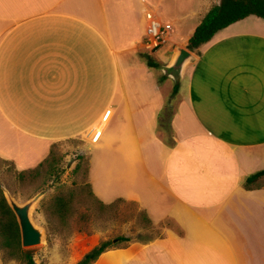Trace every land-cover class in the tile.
<instances>
[{
	"label": "crops",
	"instance_id": "obj_1",
	"mask_svg": "<svg viewBox=\"0 0 264 264\" xmlns=\"http://www.w3.org/2000/svg\"><path fill=\"white\" fill-rule=\"evenodd\" d=\"M155 2L0 0V159L34 169L55 143L100 126L88 156L93 195L173 228L93 264H264V177L244 187L264 170V24L250 16L218 31L175 82L146 56L164 48L154 61L171 63L199 23L181 45L168 44L172 27L149 53L144 12ZM102 239L74 238L34 262L76 264Z\"/></svg>",
	"mask_w": 264,
	"mask_h": 264
},
{
	"label": "rangeland",
	"instance_id": "obj_2",
	"mask_svg": "<svg viewBox=\"0 0 264 264\" xmlns=\"http://www.w3.org/2000/svg\"><path fill=\"white\" fill-rule=\"evenodd\" d=\"M210 1L215 0H156L155 3L150 4V8L156 13L161 23L172 24L173 36L178 35L170 43H168V38L166 43L169 45L183 44L187 40L188 30L199 23L201 15L208 9L205 6ZM250 20H258L264 24V20L259 18L252 17ZM141 48L143 49V47ZM163 49L152 59L156 61L159 57L166 56ZM168 65L170 62H165L161 63L160 67L163 69ZM174 81L177 82L178 79ZM168 84L172 87L173 82L168 81ZM92 145L93 143L83 136L55 143L52 147L54 159L51 160L50 168L40 176L43 178L41 182L36 180L30 184L27 181L24 186L18 179L22 171H18L11 162L0 159V188L5 199L10 196L22 205L37 198L31 209L30 218L33 224L42 231L44 237L41 245L26 249L31 251L34 257L37 254L44 255V252L53 246H59L60 251L65 253L72 239L78 237L101 234L102 240L127 237L131 243H147V241L162 237L164 227L173 228L171 222L160 225L148 224L139 207L130 203H118L116 207L106 212L104 216L110 217V221L97 218L99 212L96 209H91L95 216H90L86 222L80 220L79 213L69 217L64 225L58 224L57 220H51V216L47 214L50 203L55 196L62 192L83 189V196L76 195V206L81 207L80 210L83 211L92 205L90 198L86 196L88 185L85 176L88 156L93 152ZM44 173L46 174L44 175ZM77 228H87L92 234L76 233L74 231ZM123 244L125 243L119 246H123ZM77 246L81 247L79 243Z\"/></svg>",
	"mask_w": 264,
	"mask_h": 264
},
{
	"label": "trees",
	"instance_id": "obj_3",
	"mask_svg": "<svg viewBox=\"0 0 264 264\" xmlns=\"http://www.w3.org/2000/svg\"><path fill=\"white\" fill-rule=\"evenodd\" d=\"M250 16H255L264 20V0H221L219 5L212 7L202 18L199 25L196 27L192 36L190 37L186 49L190 52H194L202 45L209 42L214 35L228 26L244 20ZM148 67L151 69H158L160 65L156 63L150 56H146ZM165 79V78H163ZM178 85L173 88L174 95L178 92ZM53 147V146H52ZM54 159V152L51 148L49 155L44 161H42L36 168L22 171L18 179L21 185L28 183L32 184L36 180L40 181V178L44 171L50 168L51 160ZM88 168L86 169V181L88 185L87 197L90 198V207L82 209L75 204L76 195L83 196V189H72L62 192L54 197L49 206V212L47 214L51 216V220H57L58 224L64 225L67 223L68 218L75 213L80 214V220L86 222L90 216H95V213L91 209H96L97 218L105 221H110V217H105V213L109 212L113 207H116L118 203H130L138 206L133 202H128L122 199H118L110 204H103L92 193L91 187L88 183ZM46 173H44L45 175ZM264 177V170L248 177L244 183V187L249 189L254 183ZM44 182V181H43ZM78 191V193H77ZM139 207V206H138ZM140 209V208H139ZM141 210V209H140ZM81 211V212H80ZM142 215L145 217V221L148 224L152 222L148 219L146 214L141 210ZM74 232L84 233L85 235H91L92 232L87 228H77ZM150 241H147V243ZM123 246H119L120 244ZM131 243L127 237H118L114 240H101L100 243L87 252L83 258L76 264H93L97 259L106 251L112 249H118L127 247ZM0 259L3 264H9L10 262H18L19 264H35L34 256L29 250H24L21 247V237L19 226L16 218L9 208L7 201L0 188Z\"/></svg>",
	"mask_w": 264,
	"mask_h": 264
},
{
	"label": "water",
	"instance_id": "obj_4",
	"mask_svg": "<svg viewBox=\"0 0 264 264\" xmlns=\"http://www.w3.org/2000/svg\"><path fill=\"white\" fill-rule=\"evenodd\" d=\"M196 59V56L187 49L176 46L174 48V56L170 65L162 69L164 75L173 80L180 79L184 68L187 67V65L195 63ZM6 199L19 226L21 247L26 250L41 245L43 243V233L33 224L30 218L31 209L37 198L22 205L18 204L10 196H7Z\"/></svg>",
	"mask_w": 264,
	"mask_h": 264
},
{
	"label": "built area",
	"instance_id": "obj_5",
	"mask_svg": "<svg viewBox=\"0 0 264 264\" xmlns=\"http://www.w3.org/2000/svg\"><path fill=\"white\" fill-rule=\"evenodd\" d=\"M145 29L142 40V47L145 51L153 53L165 45L172 32L170 23H161L156 13L144 12ZM100 132L96 133L89 141L96 143L99 139Z\"/></svg>",
	"mask_w": 264,
	"mask_h": 264
},
{
	"label": "bare ground",
	"instance_id": "obj_6",
	"mask_svg": "<svg viewBox=\"0 0 264 264\" xmlns=\"http://www.w3.org/2000/svg\"><path fill=\"white\" fill-rule=\"evenodd\" d=\"M186 68V67H185ZM184 68V69H185ZM98 127H100V126H98ZM97 127V128H98ZM97 128H93L92 130H90V132L88 133V135L86 136L87 137V139H91L92 137H94L95 135H96V133H98L99 131V129H97Z\"/></svg>",
	"mask_w": 264,
	"mask_h": 264
}]
</instances>
